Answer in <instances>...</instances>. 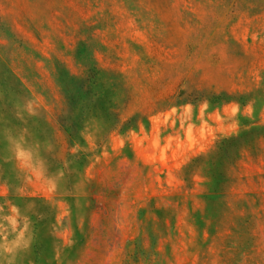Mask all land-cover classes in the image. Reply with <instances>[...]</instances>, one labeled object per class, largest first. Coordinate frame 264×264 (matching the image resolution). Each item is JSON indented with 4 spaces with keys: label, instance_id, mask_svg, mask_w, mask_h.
I'll return each mask as SVG.
<instances>
[{
    "label": "rangeland",
    "instance_id": "1",
    "mask_svg": "<svg viewBox=\"0 0 264 264\" xmlns=\"http://www.w3.org/2000/svg\"><path fill=\"white\" fill-rule=\"evenodd\" d=\"M0 264H264V0H0Z\"/></svg>",
    "mask_w": 264,
    "mask_h": 264
},
{
    "label": "trees",
    "instance_id": "2",
    "mask_svg": "<svg viewBox=\"0 0 264 264\" xmlns=\"http://www.w3.org/2000/svg\"><path fill=\"white\" fill-rule=\"evenodd\" d=\"M196 162H197V160H196Z\"/></svg>",
    "mask_w": 264,
    "mask_h": 264
}]
</instances>
